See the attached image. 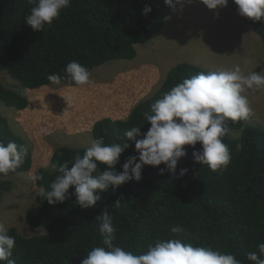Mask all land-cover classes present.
<instances>
[{"label":"trees","instance_id":"obj_1","mask_svg":"<svg viewBox=\"0 0 264 264\" xmlns=\"http://www.w3.org/2000/svg\"><path fill=\"white\" fill-rule=\"evenodd\" d=\"M173 3L174 7L166 5L165 0H71L51 26L33 31L25 17L34 5L28 0H0V73L6 71L30 90L55 85L47 79L50 74H58L62 84L76 86L66 76L68 63L75 60L91 73L113 61L134 60L137 46L162 32L177 8L176 0ZM145 6L151 7L147 15L143 14ZM226 7L239 13L234 0H228ZM243 18L264 45V19ZM199 72L209 71L192 63H179L169 71L160 89L140 102L127 119L104 118L94 124V139L103 137L105 144L130 145L115 166L118 173L123 171L122 165L129 156L138 155L135 142L126 140L125 131L140 127L141 136L136 139H142L151 126L145 119L151 105L176 84ZM0 101L19 110L29 105L24 94L1 82ZM225 126L228 133L222 139L231 155L225 169L212 171L207 165L195 163L192 153L201 150L198 142L194 147L183 146L187 154L178 162L175 175L163 163L145 165L139 182L132 180L115 190L110 188L93 208L82 209L76 203L74 186L62 203L50 205L38 195L26 220L32 228L46 233L25 237L17 228L9 229L8 234L15 237L11 259L15 264H81L92 248L102 246L96 217L107 209L115 227L113 243L133 254L146 252L157 240L171 238L231 253L242 264H253L247 255L258 252L257 244L264 242V129L249 125L248 118L228 120ZM236 132L239 137L234 136ZM0 142H15L27 148L23 164L0 176L1 206L5 193L12 189L10 177L32 169L33 150L1 114ZM85 149L57 148L51 167L35 172L43 177L36 181L38 187L50 190L51 182L60 175V165L67 162L71 167ZM106 168L98 165L101 172ZM182 168L187 169L183 177L179 176ZM116 201H120L119 206L113 207ZM176 226L184 231L172 233L171 228Z\"/></svg>","mask_w":264,"mask_h":264},{"label":"clouds","instance_id":"obj_2","mask_svg":"<svg viewBox=\"0 0 264 264\" xmlns=\"http://www.w3.org/2000/svg\"><path fill=\"white\" fill-rule=\"evenodd\" d=\"M34 5L25 23L33 31H43L45 25L51 26L61 11L70 6L71 0H28ZM177 3L180 0H176ZM209 9H217L227 5L228 0H202ZM239 15L261 21L264 19V0H234ZM165 4L174 7L173 0H165ZM151 12L145 6L143 14ZM264 71V70H261ZM252 71L244 75L237 66L234 70L199 72L185 78L170 91L156 100L145 114L150 128L143 133L140 127H132L125 131L126 140L135 142L138 155L129 156L122 165V172L116 171L121 154L130 147L126 142L105 144L103 137L94 139L82 156L77 155L69 167L65 162L60 165V175L50 184V190L40 189V197L50 205L62 203L68 199V190L74 186L76 203L82 209L93 208L101 200L102 193L110 188L142 179L145 165L159 166L176 174L177 164L186 156L183 146L201 144V150L193 151V159L197 164L207 165L212 171L227 168L231 160L228 146L223 137L228 133L226 121L246 120L253 114L249 99L243 93L246 89H264V75ZM66 76L76 86L91 83L89 70L77 61H71L65 68ZM47 79L56 85L61 83L58 74H50ZM27 148L15 142H0V176L15 171L24 162ZM98 165H106L104 171ZM55 168L56 166L53 165ZM165 169H160L163 175ZM187 169H180L183 177ZM33 181L42 180L41 175L30 177ZM116 201L113 207H118ZM99 221L98 232L102 246L92 248L82 259L81 264H242L234 254L214 250L210 247L194 246L181 239L157 240L150 244L146 252L133 254L113 243L116 239L112 216L105 209L96 217ZM180 226L171 228L174 234L183 232ZM15 237L8 234V229L0 223V262L15 264L11 259ZM258 252H250L247 259L253 264H264V242L257 244Z\"/></svg>","mask_w":264,"mask_h":264},{"label":"rangeland","instance_id":"obj_3","mask_svg":"<svg viewBox=\"0 0 264 264\" xmlns=\"http://www.w3.org/2000/svg\"><path fill=\"white\" fill-rule=\"evenodd\" d=\"M137 50L134 60L95 68L90 73L91 83L83 86L60 83L30 90L6 71L0 73L3 85L24 94L29 102L26 109L19 110L0 101V114L33 150L32 169L10 177L12 189L5 193L0 206V223L8 230L17 228L25 237L45 234L26 220L41 189L30 177L39 168L51 167L57 148L89 147L97 121L127 119L140 102L160 89L177 64L188 62L208 71L238 66L244 75L264 70V45L254 29L239 13L226 6L209 9L202 0H180L162 32L139 44ZM243 94L253 109L248 124L264 129V89H246Z\"/></svg>","mask_w":264,"mask_h":264},{"label":"crops","instance_id":"obj_4","mask_svg":"<svg viewBox=\"0 0 264 264\" xmlns=\"http://www.w3.org/2000/svg\"><path fill=\"white\" fill-rule=\"evenodd\" d=\"M250 31V30H249Z\"/></svg>","mask_w":264,"mask_h":264}]
</instances>
